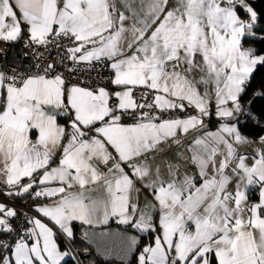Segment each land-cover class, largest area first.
<instances>
[{
	"label": "snow or ice",
	"instance_id": "obj_1",
	"mask_svg": "<svg viewBox=\"0 0 264 264\" xmlns=\"http://www.w3.org/2000/svg\"><path fill=\"white\" fill-rule=\"evenodd\" d=\"M168 2L138 0V11L137 0H122L126 14L115 0H0V41L23 39L38 61L35 71L0 68V193L15 198L27 194L36 214L27 217L0 202V235L19 232L13 220L26 225L11 251L14 264H61L65 257L75 261L73 222L97 226L110 218L149 234L138 264H264V135L255 141L261 148L252 154V166L235 147L254 143L243 130L250 121L259 126L264 120V109L256 114L253 102H241L255 71L264 66V53L242 44L244 37L264 40V34L254 31L258 12L249 0H178L171 10ZM238 8L249 17L247 22ZM53 49L58 60L40 63ZM0 54L7 56L4 49ZM105 59L114 73L111 84L121 89L114 93L104 87L69 86L56 70L65 60L90 68ZM181 65L186 67L178 71ZM195 69L203 73L199 83L212 85L219 121L214 132L204 123L212 97L207 88L201 94L189 79ZM134 89H143V102L134 98ZM113 96L115 105L110 103ZM253 96L264 97V85ZM124 116L133 123L125 125ZM58 117H68L67 124L59 125ZM30 130L38 131L35 143ZM190 131L203 132L189 149L203 182L196 186L186 175L181 186L172 180L165 187L160 167L153 171L148 158L162 142L179 144V135ZM109 163L106 174L98 170L99 164ZM233 163V176L260 185L258 203L246 202L240 184L235 193L227 190L225 169ZM168 172L174 177L175 166L169 164ZM145 181L159 203L158 221L130 203V191ZM100 182L107 192L103 200L86 202L83 192L66 191ZM42 200L51 202H38ZM61 235L68 251L58 249ZM116 238L129 250L137 245L135 236ZM9 248L0 240V264H10L3 252Z\"/></svg>",
	"mask_w": 264,
	"mask_h": 264
},
{
	"label": "crops",
	"instance_id": "obj_2",
	"mask_svg": "<svg viewBox=\"0 0 264 264\" xmlns=\"http://www.w3.org/2000/svg\"><path fill=\"white\" fill-rule=\"evenodd\" d=\"M115 3H116L117 8L120 11H125V13L127 14L126 9L124 8V6L122 4V0H115ZM61 6H62V4H61ZM177 6H178V0H169V2L167 4V10H171L173 8H176ZM137 10L139 11L138 0H137ZM16 11H17V15L19 17L20 16L19 10L16 9ZM54 27H56V26H54ZM23 30H25V33L28 36V26L26 24L23 26ZM255 32L257 33V35H262L258 31H255ZM242 44L245 48H247V47L256 48L258 54L264 53V43L259 42V40H253V39L244 37V38H242ZM128 54L130 55L131 53L129 52ZM196 62L198 64L201 63L202 62L201 57L197 56ZM109 63L110 62H108V65H109ZM168 67L171 68V64H169ZM185 67H186L185 65H181L177 70L183 71ZM110 72H111V76H110L109 84L105 85V86H101V87H104L109 92L114 93V92L119 91L121 89L119 87L111 84V80L114 78V73H113V70L111 68H110ZM202 75H203V73H201L199 71V69H195L193 71V73L189 75V79L196 82L197 89L201 94H203L207 88V91L209 92V94L212 97V99L210 101V103L212 105V107L210 108L211 115L209 117L205 118L204 123L206 125L207 131H213L214 132L217 130L218 124H219L218 118L215 116V112H214V107H215V105H214V94L212 93V85L211 84L205 85L203 83H199ZM68 85L71 86L73 84H68ZM97 88H99V87H97ZM153 95H154V93H153ZM110 103L115 105L116 103H118V101L113 96L111 98ZM191 114H195V113L191 112ZM180 117H184V116H180ZM61 118H65V119L63 120ZM61 118L58 117V124L61 126L66 125L67 121H68V117H61ZM122 122L125 125L133 123L132 120L127 119L125 116L122 118ZM198 134L203 135V132L196 133V132L190 131L187 135L181 133L178 137V139L180 140L179 144L172 142L171 139L166 143L162 142L158 146V148L153 152L152 156H150L148 158L149 162L153 166V171H155L156 166L160 167L161 177L163 179V186L166 187L167 184L169 182H171L172 180H174L178 186H181L183 184L184 177L186 175L189 177H192L194 179L196 186H199L203 182L202 178L199 175L198 167L194 163H192V160H191L192 152L189 150L193 146V140H194L195 136ZM260 135H264V130L261 132V134H259L256 137H251V136L245 135L249 140L254 141V143L235 146L237 154L245 156V161H246L248 166H252V164L254 163V159H253V155H252L254 153V151L261 148V145L259 143L255 142L258 140V137ZM29 139L33 143H35L36 140L38 139V131L37 130H30ZM62 141H63V144H67L68 137L67 136L63 137ZM61 153H62V147L58 148L56 150L55 161L53 162L52 166H56V162H58V160L61 156ZM219 159H223V157H219ZM235 163H238V160L235 161ZM169 164L175 166L174 177L169 176V172H168V165ZM111 166H112L111 163H109L108 165L99 164L98 170L101 173L106 174L108 172V168H110ZM233 167H234V163L230 164L229 167L227 169H225V174L229 176V183L227 185V190L229 192L235 193V191L237 190V185L240 184L241 190L245 192L246 202L248 204H251L253 202L258 203V192H259L260 185L256 184L257 185L256 197L254 199H251L249 197V191H250V189H252L256 185H248L246 181L241 182L238 177L233 176V174H232V168ZM209 175H211V172L209 173ZM145 183H147V181L138 182L136 184L135 188H133L130 191V203L137 204L140 212L151 215V216H153V219L155 221H158L159 216H160L159 203H158V201L155 200V194H154L153 189L150 187H145L144 186ZM157 186H160V185L158 184ZM137 189H139V191H137ZM66 191L72 195H79L81 192H83V194L86 198V202H90L92 200H103L107 196L106 189H105L102 182L92 184V185H86L85 189H83V190L79 187V185H74L72 188L66 189ZM38 202L39 203H50L51 201L50 200H42V201H38ZM30 205L33 207V203H31ZM5 206H8V205H5ZM229 206L235 207L234 203H230ZM9 207H11V206H9ZM137 218H138V215H137ZM75 222L80 224L76 233L80 237L85 238L89 244H90V242L88 239V235L91 231H94L96 229H101V228H104V227L110 226V225H116V226H120V227H128L127 225L117 224L116 220L114 218H110L108 224H106V225L100 224L97 226L82 225L79 221H75ZM29 227H30V225H29ZM131 229H133V228H131ZM133 230H135L137 233H143V232H139L136 229H133ZM193 230H194V225H193ZM85 233H87L88 235H85ZM59 240L63 243V246L59 245V243H58V249L62 252L68 251L69 248L67 246L66 239L61 235L59 237ZM26 242L31 244L32 241L28 240ZM147 245L148 244H144V246H147ZM14 247H15V244L10 249L9 254H8L10 264H14V257L11 256V251L14 250ZM137 251H135V256H136ZM65 258H67V257H65ZM135 259H136V257H135ZM112 262H116L117 264L120 263L118 261H112ZM120 264H122V263H120ZM134 264H136L135 260H134Z\"/></svg>",
	"mask_w": 264,
	"mask_h": 264
},
{
	"label": "built area",
	"instance_id": "obj_3",
	"mask_svg": "<svg viewBox=\"0 0 264 264\" xmlns=\"http://www.w3.org/2000/svg\"><path fill=\"white\" fill-rule=\"evenodd\" d=\"M23 34L24 37H27L25 30H23ZM66 42L67 41H65V43ZM23 45V39L19 40L18 42L0 41V49H4L7 52L6 57L0 54V68H2L3 70H10L11 68H15L18 72L35 71V64L38 61L32 57L30 50L24 48ZM40 50L43 51V48H40ZM25 52H29V55L25 56ZM58 58L59 56L57 50L53 49L50 54L47 52L45 53L43 61H40V63L56 61L58 60ZM69 67L75 68L76 70L73 72H68L67 68ZM56 70L57 72L64 74V77L68 84H81V86L90 88H97L108 85L111 76L108 61L106 59L99 63L93 62V66H91L90 68L86 67L83 63L80 65H73L71 61L65 60L63 64H57ZM141 91H143V89H134V98L137 99L138 102H143L141 100ZM189 112L191 113L192 110L190 109ZM187 114L188 113L182 112L172 113L173 116H185ZM168 115L169 114L165 113L164 118H168ZM125 117L127 119H130L127 116ZM25 199H30L27 194L25 196ZM0 202H3L5 205L13 207L22 215L24 213H27V217L36 215L34 212L31 211L32 206L25 202H18L4 198H0ZM27 217H25V219H27ZM12 225L14 228H18L19 232H14L11 235L5 234L0 237V240H4L10 245L9 249L3 250L4 254L7 256L11 247L15 244V241L25 235L23 229L26 225L22 220H13ZM71 251L75 255L72 249ZM77 263L80 264L78 259Z\"/></svg>",
	"mask_w": 264,
	"mask_h": 264
},
{
	"label": "trees",
	"instance_id": "obj_4",
	"mask_svg": "<svg viewBox=\"0 0 264 264\" xmlns=\"http://www.w3.org/2000/svg\"><path fill=\"white\" fill-rule=\"evenodd\" d=\"M249 3L253 6L254 10L258 12V24L254 28V30L264 34V31H262L264 30V0H249ZM237 11H238L239 16H242L244 14L242 9L238 8ZM259 41L261 43H264V40H259ZM262 85H264V66H259L257 70L255 71L254 78L251 80V84L249 88L247 89V93L243 96L242 101H241L245 105H248L250 102H253L252 110L256 114H259V112L262 109H264V97H254L253 93L255 91L260 90ZM61 119L64 120L65 118H61ZM263 130H264V120L260 122L259 126H255L253 122L250 121L248 127L243 130V133L244 135H247V136L256 137L259 134H261ZM256 187L257 185L254 186L249 191V197L251 199H254L256 197ZM25 196L26 194L23 197L15 198V197L7 196L3 193H0V198L14 200L18 202H25L29 205L33 203L30 199H25ZM72 226L74 228L75 237H74V242L72 244L71 249L73 250L75 255L78 253L76 257L80 264H111L112 261L103 260L101 256L94 250L92 245L89 244L85 238L80 237L76 233L80 224L73 222ZM124 228H127L130 231L137 233L135 230L129 227H124ZM137 234L139 236V243L135 251L139 250L143 244H149L150 242V237L147 232L137 233ZM3 235H0V237ZM58 243L59 245L63 246V243L59 239H58ZM134 260H135V253L127 264H134ZM61 264H76V262L70 259L69 257H67L65 258L64 261L61 262Z\"/></svg>",
	"mask_w": 264,
	"mask_h": 264
},
{
	"label": "water",
	"instance_id": "obj_5",
	"mask_svg": "<svg viewBox=\"0 0 264 264\" xmlns=\"http://www.w3.org/2000/svg\"><path fill=\"white\" fill-rule=\"evenodd\" d=\"M93 233H95V235H92ZM100 233H109L111 235L100 236ZM116 234L124 237L135 236L137 238V245L139 243V236L135 232L116 225H110L91 231L88 235V239L94 250L103 260L118 261L122 264H127L134 255L137 245L130 250L127 249L125 245L116 238ZM75 262L78 264L77 257Z\"/></svg>",
	"mask_w": 264,
	"mask_h": 264
},
{
	"label": "rangeland",
	"instance_id": "obj_6",
	"mask_svg": "<svg viewBox=\"0 0 264 264\" xmlns=\"http://www.w3.org/2000/svg\"><path fill=\"white\" fill-rule=\"evenodd\" d=\"M240 18L244 21H248L249 17L244 13L242 16H240ZM262 34V33H261ZM260 42V41H259ZM13 247V246H12ZM11 247V248H12ZM144 244L140 247V249L136 252V259H135V263L138 264V256L140 255V252L142 251V249L144 248ZM111 264H117L116 262H111Z\"/></svg>",
	"mask_w": 264,
	"mask_h": 264
}]
</instances>
